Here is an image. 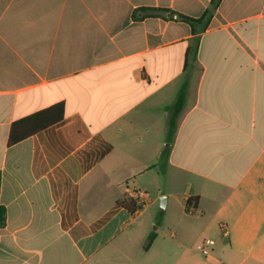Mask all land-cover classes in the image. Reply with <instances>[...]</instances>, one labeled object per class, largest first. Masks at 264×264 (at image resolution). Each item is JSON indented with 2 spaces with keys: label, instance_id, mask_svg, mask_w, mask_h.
Listing matches in <instances>:
<instances>
[{
  "label": "crops",
  "instance_id": "1",
  "mask_svg": "<svg viewBox=\"0 0 264 264\" xmlns=\"http://www.w3.org/2000/svg\"><path fill=\"white\" fill-rule=\"evenodd\" d=\"M209 1L0 0V264H215L184 248L219 230L264 264V0H221L193 34L178 15Z\"/></svg>",
  "mask_w": 264,
  "mask_h": 264
},
{
  "label": "trees",
  "instance_id": "2",
  "mask_svg": "<svg viewBox=\"0 0 264 264\" xmlns=\"http://www.w3.org/2000/svg\"><path fill=\"white\" fill-rule=\"evenodd\" d=\"M220 2L221 0H210L208 6L206 7V9L203 11L202 15L199 18L193 19L179 14L178 19L189 24L191 28V32L193 34L203 32L208 27L209 21L212 15L214 14V12L216 11ZM161 11L168 12L167 9H163ZM182 99H183L182 90H180L176 101L177 103L176 105L178 107L181 106ZM62 120H63V107L61 104H58L50 108L49 110H45L37 114H34L30 117L18 120L14 122L11 126L7 144L9 146L16 144L19 141L46 128L47 126L61 123ZM174 127H175L174 119H171L167 131L166 146L164 147L161 155L162 158L160 163L161 173H163L165 161L170 152V146L174 134ZM194 200L195 198L188 199L186 201V206L190 207V205L193 203ZM135 208H132L130 212H134ZM108 216L109 214L106 215L103 219L99 220L96 223V226L102 224L106 219H108ZM5 223H6V211L5 208L0 204V229L4 227ZM154 237H155V232L151 231L147 236L146 243L143 246L144 250H147L149 248Z\"/></svg>",
  "mask_w": 264,
  "mask_h": 264
},
{
  "label": "rangeland",
  "instance_id": "3",
  "mask_svg": "<svg viewBox=\"0 0 264 264\" xmlns=\"http://www.w3.org/2000/svg\"><path fill=\"white\" fill-rule=\"evenodd\" d=\"M151 208V207H150ZM148 208V209H150ZM143 209L140 208L139 211ZM157 207L155 206L154 211H156ZM150 211H153L150 209ZM161 211V210H160ZM170 211V207L169 210ZM86 213V218H91L93 216H96L100 214L101 211H83ZM218 229L219 227L216 226ZM262 236H264V230H262L261 233ZM211 238H214L216 240L215 245L208 246V254H203L200 250H198L195 246L194 247H185L184 251L189 254L198 255L202 259L211 258L212 262L215 264H238L240 262L239 256H236V254L233 252V250L228 246L227 238L222 235V232L219 230L218 235L210 236ZM203 242V241H202ZM262 255H264V248L257 249Z\"/></svg>",
  "mask_w": 264,
  "mask_h": 264
},
{
  "label": "built area",
  "instance_id": "4",
  "mask_svg": "<svg viewBox=\"0 0 264 264\" xmlns=\"http://www.w3.org/2000/svg\"><path fill=\"white\" fill-rule=\"evenodd\" d=\"M129 197L136 207L135 211H138L140 208L144 207L149 201L147 193L139 189H131V191L129 192ZM220 228L224 231L223 225H221ZM212 244L213 241L211 239H206L200 244L199 250L203 254H207L208 246Z\"/></svg>",
  "mask_w": 264,
  "mask_h": 264
},
{
  "label": "water",
  "instance_id": "5",
  "mask_svg": "<svg viewBox=\"0 0 264 264\" xmlns=\"http://www.w3.org/2000/svg\"><path fill=\"white\" fill-rule=\"evenodd\" d=\"M174 18H177V15H174ZM166 201H167V197L165 195L160 197L159 199L160 208L165 209Z\"/></svg>",
  "mask_w": 264,
  "mask_h": 264
}]
</instances>
